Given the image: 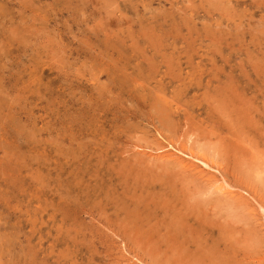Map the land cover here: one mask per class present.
<instances>
[{
  "label": "rangeland",
  "instance_id": "obj_1",
  "mask_svg": "<svg viewBox=\"0 0 264 264\" xmlns=\"http://www.w3.org/2000/svg\"><path fill=\"white\" fill-rule=\"evenodd\" d=\"M0 264H264V0H0Z\"/></svg>",
  "mask_w": 264,
  "mask_h": 264
},
{
  "label": "bare ground",
  "instance_id": "obj_2",
  "mask_svg": "<svg viewBox=\"0 0 264 264\" xmlns=\"http://www.w3.org/2000/svg\"><path fill=\"white\" fill-rule=\"evenodd\" d=\"M207 2V1H206ZM229 3V2H228ZM191 37V36H190ZM191 39V38H190ZM214 39V38H213ZM184 40V39H183ZM163 148H166V150L167 149H170L171 151H172V153H170V156H172V157H175V158H177L178 160H180V161H182V163L184 162V164H185V162H188V161H186L187 159L188 160H191V161H194V162H196V163H198V165H200L202 168H204V169H207L208 170V172H206V173H209L210 172V170H214L213 169V166L206 160V159H203V158H199V157H197V156H195L194 154H193V152H189L188 151V149H187V151H185L183 148H185V147H179V146H176V145H174V144H168L166 147H163ZM158 149V148H157ZM161 151V150H160ZM164 151H165V149H164ZM157 156H159V155H157ZM167 156V155H166ZM154 157V156H153ZM164 158V157H163ZM167 159H169V158H167ZM172 159V158H171ZM185 159V160H184ZM191 161H189V162H191ZM178 162V161H177ZM176 162V163H177ZM189 165H190V167H191V165H194V164H188V167H189ZM197 165V166H198ZM181 166V165H180ZM195 166V165H194ZM194 166H193V168H194ZM197 166H195V167H197ZM185 167V166H184ZM189 167V168H190ZM188 168V169H189ZM201 168V169H202ZM195 169V168H194ZM196 169H198V168H196ZM190 171H192V169H190ZM194 171V170H193ZM192 171V172H193ZM205 171V170H204ZM211 173V172H210ZM198 174V173H197ZM214 174H215V172H214ZM213 173H212V176L214 175ZM202 175V174H201ZM199 177V176H198ZM210 177V176H209ZM210 181H212L218 188H217V190L218 191H223V189H224V187L225 186H223V184H224V182H221V181H219V179L217 178V177H212L211 178V180ZM221 183H223V184H221ZM212 186V185H211ZM227 188V187H226ZM212 189V188H211ZM236 196V195H235ZM227 197V196H226ZM253 212V211H252ZM259 261V260H258Z\"/></svg>",
  "mask_w": 264,
  "mask_h": 264
}]
</instances>
